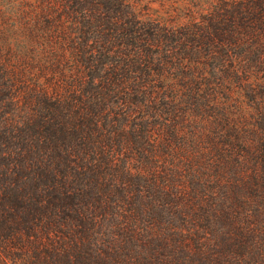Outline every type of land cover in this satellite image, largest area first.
<instances>
[{
    "label": "trees",
    "instance_id": "obj_1",
    "mask_svg": "<svg viewBox=\"0 0 264 264\" xmlns=\"http://www.w3.org/2000/svg\"><path fill=\"white\" fill-rule=\"evenodd\" d=\"M0 264H264V0H0Z\"/></svg>",
    "mask_w": 264,
    "mask_h": 264
},
{
    "label": "rangeland",
    "instance_id": "obj_2",
    "mask_svg": "<svg viewBox=\"0 0 264 264\" xmlns=\"http://www.w3.org/2000/svg\"><path fill=\"white\" fill-rule=\"evenodd\" d=\"M143 2H149V4L154 8H163L166 3L169 4L170 0H142ZM12 11L7 16V20L4 22L7 27L13 28L19 37H24V32L26 30V24L28 23L27 14L25 12L24 2L18 7H13Z\"/></svg>",
    "mask_w": 264,
    "mask_h": 264
}]
</instances>
